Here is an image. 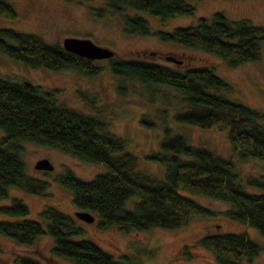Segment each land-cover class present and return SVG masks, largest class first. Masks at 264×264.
Segmentation results:
<instances>
[{"label":"trees","instance_id":"obj_1","mask_svg":"<svg viewBox=\"0 0 264 264\" xmlns=\"http://www.w3.org/2000/svg\"><path fill=\"white\" fill-rule=\"evenodd\" d=\"M101 1L110 14L121 16L126 32L151 34L164 42L206 52L230 67L258 59L260 45L264 43V26L252 25L244 19L230 21L219 12L208 18L198 17L194 24L174 27L171 31H151L143 16L133 14L140 11L160 19L191 16L195 8L185 0ZM129 9L134 12L124 14ZM14 15L13 8L0 0V16ZM0 52L31 68L73 70L85 76L97 74L103 62V59L77 56L60 45L45 43L34 34L11 28H0ZM171 57L176 61H170L176 64L182 61ZM106 60V68L114 75L138 81L154 92L161 88L173 90L179 96L174 107L159 109V115L154 114L162 122V135L158 150L144 155L148 161L161 165V176L134 171L136 157L124 150V140L108 133L100 119L57 103L50 91L27 79L13 81L0 76L3 131L0 199L6 196L10 186L29 194L45 193L46 180L24 173L18 143L29 142L104 166L105 172L90 180H82L69 170L54 178L69 191L74 211L92 214L98 229L112 225L122 232L174 229L192 218L211 215L189 196L191 193L226 203L229 206L224 211L226 217L255 229L264 238V175L247 177L244 183L255 191L245 190L234 172L232 160L189 143L182 133L171 132L164 120L171 112L172 121L177 123L199 128L220 126L239 157L264 159V108L254 109L230 98V85L208 66L179 68L141 58L118 59L115 54ZM152 94L149 103L153 101ZM163 99L166 100L165 95ZM140 122L153 124L144 118ZM129 200L133 202L127 209L124 203ZM27 212L18 198L0 205L3 217L0 235L29 245L45 234L51 240L50 253L72 264H130L115 260L90 240L77 238L82 229L55 208H42L36 220L25 219ZM198 244L212 254L217 264H242L261 250L245 232L206 234L199 238ZM14 264H40V260L29 254L17 255Z\"/></svg>","mask_w":264,"mask_h":264},{"label":"rangeland","instance_id":"obj_2","mask_svg":"<svg viewBox=\"0 0 264 264\" xmlns=\"http://www.w3.org/2000/svg\"><path fill=\"white\" fill-rule=\"evenodd\" d=\"M4 1L13 8L15 15L12 18L0 16V28L34 34L48 44L60 45L61 39L66 36L89 38L95 44L113 50L118 59L141 58L179 68L208 66L230 85V98L254 109L264 108V43L260 45L258 59L230 67L206 52L182 47L174 42H164L155 35L126 32L121 16L110 14L101 0ZM185 2L195 8L191 16L178 15L160 19L131 9L125 10L124 14L134 12L133 14L143 16L151 31H171L174 27L192 25L198 17L208 18L213 12L221 13L230 21L244 19L252 25L264 26V0ZM165 55L182 61L176 64L165 59ZM101 66V70L94 76H85L73 70L31 68L0 52L1 77H8L13 81L27 79L43 90L50 91L57 103L100 119L104 122L106 131L122 138L125 142L124 150L136 157L137 167L134 171L159 178L162 174L161 165L148 161L144 155L158 150L162 135V122L154 114L159 115V109L174 107L179 96L173 90L161 88L154 92L138 81L112 74L106 68V59H103ZM149 94L153 96L152 103H149ZM141 118L153 121V124L147 126L140 122ZM164 120L171 132L182 133L189 143L203 146L215 155L232 160L239 183L245 190L255 191L244 181L249 176L264 175V159L239 157L232 150L225 131L220 126L199 128L177 123L172 121L171 112L166 114ZM2 135L3 131L0 129V137ZM18 146L24 173L48 182L43 195L29 194L10 186L6 196L0 199V205L9 204L12 198L20 199L27 207L25 219L36 220L42 208L51 206L70 216L75 225L82 229L77 238L90 240L115 260L130 264H217L212 254L199 246V238L206 234L245 232L261 250L250 261L244 260L242 264H264V238L255 229L226 217L224 211L229 207L226 203L188 192L211 215L192 218L185 225L174 229L149 228L122 232L114 225L104 230L98 229L96 219L85 222L72 216L75 209L70 193L56 183L54 178L69 170L82 180H90L105 172L104 166L80 161L51 147L29 142H19ZM41 158L48 160L52 165L51 170L34 168L35 161ZM133 200L125 202L124 206L130 209ZM50 247L51 240L45 234L38 236L29 245L18 244L0 235V264H14L17 255L26 254L36 257L40 264H72L52 255Z\"/></svg>","mask_w":264,"mask_h":264},{"label":"water","instance_id":"obj_3","mask_svg":"<svg viewBox=\"0 0 264 264\" xmlns=\"http://www.w3.org/2000/svg\"><path fill=\"white\" fill-rule=\"evenodd\" d=\"M60 46L65 51L91 60L108 59L115 54L113 50L97 45L89 38L66 36L61 39ZM165 59L172 60L174 62L176 61L171 56H166ZM34 168L38 170H51L52 165L47 159L41 158L35 161ZM73 214L76 218L85 222H91L94 219L93 215L87 211H74Z\"/></svg>","mask_w":264,"mask_h":264}]
</instances>
